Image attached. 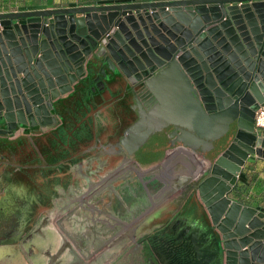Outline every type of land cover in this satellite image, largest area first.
<instances>
[{
    "label": "water",
    "instance_id": "1",
    "mask_svg": "<svg viewBox=\"0 0 264 264\" xmlns=\"http://www.w3.org/2000/svg\"><path fill=\"white\" fill-rule=\"evenodd\" d=\"M119 75L128 82L138 117L119 150L156 141L193 152L192 140L207 124L226 130L230 141L197 185L211 224L207 231L220 234L231 264H264V213L230 197L245 161L264 158V136L253 122L264 105V0L0 13V135L43 130L56 117L61 124L65 117L57 103L64 95L82 99L85 88L88 98ZM244 132L250 147L225 162ZM219 167L230 174L228 184L213 177ZM203 234L206 244L210 236Z\"/></svg>",
    "mask_w": 264,
    "mask_h": 264
},
{
    "label": "crops",
    "instance_id": "2",
    "mask_svg": "<svg viewBox=\"0 0 264 264\" xmlns=\"http://www.w3.org/2000/svg\"><path fill=\"white\" fill-rule=\"evenodd\" d=\"M152 1L163 0H0V13ZM127 83L116 76L88 98L80 88L82 99L72 92L57 103L65 117L61 124L56 117L43 130L0 135V252L7 261L28 259L40 249L51 259L85 264H107L126 251L128 259L142 251L150 256L172 225H189L222 243L219 233L207 231L211 224L197 185L229 134L207 124L194 136L193 152L156 141L121 151L119 140L138 122ZM230 197L264 213L263 157L245 161ZM222 247L224 264L233 263Z\"/></svg>",
    "mask_w": 264,
    "mask_h": 264
},
{
    "label": "flooded vegetation",
    "instance_id": "3",
    "mask_svg": "<svg viewBox=\"0 0 264 264\" xmlns=\"http://www.w3.org/2000/svg\"><path fill=\"white\" fill-rule=\"evenodd\" d=\"M3 208L0 206V215H2ZM11 231H17L16 228H11ZM209 234V233H208ZM213 237L210 234L206 235V237ZM1 238V236H0ZM204 234L200 235L199 230L190 229L189 225H184L182 227L175 229V226H171V230L167 234H163L156 240V244L153 248L159 252L157 255L155 249L150 248L151 255L147 256L145 252H141L139 256L132 257L128 259L126 254L128 251L124 252L121 256L110 260L107 264H208L214 256L213 245L210 243L202 244L204 239ZM28 240L23 239V243L26 244V248L30 249V245L27 244ZM187 245L188 248L186 250ZM220 245L222 243L220 241ZM135 246V245H133ZM132 247V246H131ZM6 252H0V264H11V262L15 261V259H9L8 261L5 259ZM29 258H17V263L22 264H62V262H66L65 264H85L77 259H69V260H55L51 259L49 256V252L45 249L37 250L33 255L29 254ZM154 256L159 258L156 263L153 261ZM132 261V262H131ZM98 264V261L90 260L87 264Z\"/></svg>",
    "mask_w": 264,
    "mask_h": 264
},
{
    "label": "bare ground",
    "instance_id": "4",
    "mask_svg": "<svg viewBox=\"0 0 264 264\" xmlns=\"http://www.w3.org/2000/svg\"><path fill=\"white\" fill-rule=\"evenodd\" d=\"M242 124L246 127L249 126L248 121L243 120ZM251 137L247 135L246 132L243 133L242 137L239 139L238 144L235 146V151L232 152L231 158H226L225 162L230 163L234 158L238 157V154L243 153L245 148L250 147ZM229 173L226 168L219 167L214 170L213 177L217 179V182H221L223 185L229 183Z\"/></svg>",
    "mask_w": 264,
    "mask_h": 264
},
{
    "label": "rangeland",
    "instance_id": "5",
    "mask_svg": "<svg viewBox=\"0 0 264 264\" xmlns=\"http://www.w3.org/2000/svg\"><path fill=\"white\" fill-rule=\"evenodd\" d=\"M94 59H96V58L94 57ZM263 131L264 130H261V132H263ZM210 243H212L213 250H214V252H216L215 260H214L213 264H224V254H223L224 250H223V247L220 245V239L210 237V241H209L208 245Z\"/></svg>",
    "mask_w": 264,
    "mask_h": 264
},
{
    "label": "built area",
    "instance_id": "6",
    "mask_svg": "<svg viewBox=\"0 0 264 264\" xmlns=\"http://www.w3.org/2000/svg\"><path fill=\"white\" fill-rule=\"evenodd\" d=\"M254 127L257 132L264 130V105L260 106L254 113Z\"/></svg>",
    "mask_w": 264,
    "mask_h": 264
}]
</instances>
